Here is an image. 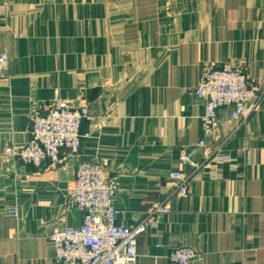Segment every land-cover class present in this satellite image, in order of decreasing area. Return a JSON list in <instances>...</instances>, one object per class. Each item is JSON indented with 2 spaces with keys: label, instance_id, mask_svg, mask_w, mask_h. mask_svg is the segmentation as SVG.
<instances>
[{
  "label": "crops",
  "instance_id": "obj_1",
  "mask_svg": "<svg viewBox=\"0 0 264 264\" xmlns=\"http://www.w3.org/2000/svg\"><path fill=\"white\" fill-rule=\"evenodd\" d=\"M0 55V264H51L54 228L81 225L68 187L92 161L116 178L119 224L169 200L138 238L137 264H169L184 247L191 264H264V98L222 150L231 163L209 161L188 198L170 178L192 171L182 150L200 163L199 142L215 151L238 123L221 109L205 135L206 70L230 65L264 87V0H0ZM60 103L96 118L79 154L41 168L8 154L27 144L35 108Z\"/></svg>",
  "mask_w": 264,
  "mask_h": 264
},
{
  "label": "built area",
  "instance_id": "obj_2",
  "mask_svg": "<svg viewBox=\"0 0 264 264\" xmlns=\"http://www.w3.org/2000/svg\"><path fill=\"white\" fill-rule=\"evenodd\" d=\"M8 58L0 55V68ZM197 94L206 102L202 129L211 136L219 121V111L228 109L237 125L215 151L206 150L207 141L203 139L198 147L204 149L200 163L194 160V153L182 150L179 160L190 165L189 174L174 172L170 175L175 182L174 194L182 198L190 196L193 177L211 160L218 164H228L233 160L223 154L224 147L249 118L260 108L264 98V87H260L247 72L224 65L206 70L197 88ZM95 117L90 113L88 104L83 103L71 108L60 103L48 110L35 108L30 114V137L27 144L16 149L10 147L8 154L21 162L37 168L50 163L59 166L63 151L70 155L79 154L83 148L82 133L85 121L93 123ZM214 176L217 172L213 173ZM118 185L105 161L80 163L76 168L75 179L69 184L70 202L83 212L81 225L54 228L51 235L53 259L51 264H137L138 238L151 225L153 218L170 211L169 200L154 204L147 216L138 224L128 226L118 223L116 197ZM18 216V211L9 212ZM196 258L192 248H178L169 254V264H191Z\"/></svg>",
  "mask_w": 264,
  "mask_h": 264
}]
</instances>
